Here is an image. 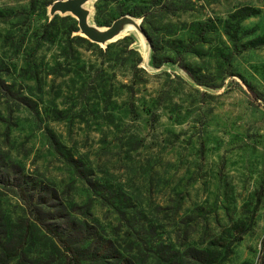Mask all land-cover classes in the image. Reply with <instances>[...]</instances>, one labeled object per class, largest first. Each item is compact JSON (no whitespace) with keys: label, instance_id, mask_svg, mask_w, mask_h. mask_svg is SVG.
Returning a JSON list of instances; mask_svg holds the SVG:
<instances>
[{"label":"rangeland","instance_id":"obj_1","mask_svg":"<svg viewBox=\"0 0 264 264\" xmlns=\"http://www.w3.org/2000/svg\"><path fill=\"white\" fill-rule=\"evenodd\" d=\"M57 1L0 0V264L64 260L17 185L139 264H264V0H96L140 27L104 44Z\"/></svg>","mask_w":264,"mask_h":264},{"label":"trees","instance_id":"obj_2","mask_svg":"<svg viewBox=\"0 0 264 264\" xmlns=\"http://www.w3.org/2000/svg\"><path fill=\"white\" fill-rule=\"evenodd\" d=\"M129 40L132 39L127 37L123 42ZM12 186L15 188L16 185ZM20 186L17 185L19 198L25 204L28 216L48 237L55 240L60 246L64 253L62 264H139L135 258L131 257L132 251L123 250L117 246L104 234L100 233L96 227L91 226L88 221L80 223L68 221L62 224L53 221L52 223L53 215L44 210V205H35V199L26 197L27 191L22 190ZM8 236V232L2 227L0 240H4ZM240 240L242 239L238 241ZM0 249L5 250V246L1 242ZM230 254L231 249L228 250L223 262L227 260ZM184 259L192 262L191 264H217V260L210 259L205 252L203 254L197 249H189L184 254Z\"/></svg>","mask_w":264,"mask_h":264},{"label":"water","instance_id":"obj_3","mask_svg":"<svg viewBox=\"0 0 264 264\" xmlns=\"http://www.w3.org/2000/svg\"><path fill=\"white\" fill-rule=\"evenodd\" d=\"M88 0H59L53 6V13L61 12L63 14L71 13L77 17L81 32L91 41L104 44L109 42L115 34L127 25L136 22L132 18L124 17L109 27L106 32L99 33L101 28L93 29L88 24V13L84 10L83 6ZM140 30V27H138Z\"/></svg>","mask_w":264,"mask_h":264},{"label":"bare ground","instance_id":"obj_4","mask_svg":"<svg viewBox=\"0 0 264 264\" xmlns=\"http://www.w3.org/2000/svg\"><path fill=\"white\" fill-rule=\"evenodd\" d=\"M96 0H88L83 8L84 10L88 13V24L91 28L96 29L97 26L95 25L94 17H95V12H94V4ZM139 25L137 22H134L133 24L127 25L124 28H121L111 39L110 41H116L119 39H122L126 36H129L130 34H137L139 31ZM107 30L105 29H100L98 30L99 33H104Z\"/></svg>","mask_w":264,"mask_h":264}]
</instances>
